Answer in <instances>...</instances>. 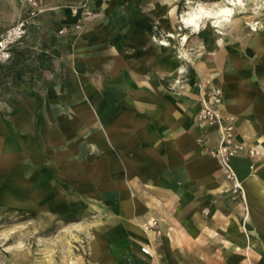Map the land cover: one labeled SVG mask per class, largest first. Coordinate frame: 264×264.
Segmentation results:
<instances>
[{
	"label": "crops",
	"instance_id": "obj_1",
	"mask_svg": "<svg viewBox=\"0 0 264 264\" xmlns=\"http://www.w3.org/2000/svg\"><path fill=\"white\" fill-rule=\"evenodd\" d=\"M83 1L46 0L12 61L0 64L30 78L14 100L0 97V214L76 220L66 228L71 246L61 239L58 254L35 250L34 264H173V220L189 200L199 213L226 215L211 228L236 250L257 248L264 262V30L243 16L222 19L218 29L182 33L183 58L159 42L176 32L177 0H89L87 17L74 14ZM28 9L0 0V31ZM41 55L54 65L42 68ZM215 87L236 139L255 150L232 158L238 192L208 152L217 127L199 118ZM151 216L157 226L145 230Z\"/></svg>",
	"mask_w": 264,
	"mask_h": 264
},
{
	"label": "rangeland",
	"instance_id": "obj_2",
	"mask_svg": "<svg viewBox=\"0 0 264 264\" xmlns=\"http://www.w3.org/2000/svg\"><path fill=\"white\" fill-rule=\"evenodd\" d=\"M177 1L179 7V23L176 26V32L166 33L167 36H170L169 39L171 40L160 38L159 42L170 46L172 51L182 56L183 54H181L182 52L179 50V47H184L182 43L184 35H182V33L189 31L201 32L215 26L212 22V18L204 17L199 20V29L195 30L193 25H188L183 21L182 15L194 9L197 5H203L208 9H215L228 3H226V0ZM243 1L244 5H234V13L232 16H243L247 21H258L257 29L264 30V0ZM82 3H87L86 7H83ZM82 3L74 9V14H77L79 9H81L83 10L84 16H91L94 11L90 1L84 0ZM154 26L158 34L161 35L159 23L157 21L154 22ZM79 27L80 24H77L76 28L78 29ZM249 27L251 28L250 24ZM63 28L65 29L64 32H67V28L62 27V29ZM215 28L218 29L220 27L215 26ZM58 44H62V41H59ZM58 57H62V55ZM182 57L184 58V55ZM41 58L44 59L45 62L42 68L50 67L54 62V58L52 57L48 58L41 55ZM38 72L42 74L43 70H38L37 73ZM29 81L30 78L28 75L24 78L17 74H10L0 65V97L6 96L11 98L10 100H14V96L28 90ZM12 105L13 104L10 103V106ZM230 201L233 207L239 208L241 204L243 205L239 196L231 198ZM223 207H226V205L224 204ZM199 210V208L192 205L191 200H189L185 207L177 208V215L173 220L175 224H173V226H175L174 233H172L169 240V253L173 259V264H264V262H260L259 260L261 257L259 256L257 248H242L241 250H236L227 245L224 237V229L216 233L211 228L212 225L216 227V224H218L219 227L224 226L225 222H227L226 215H218L216 218L211 214L210 207H203L200 213L198 212ZM237 217L239 216L235 215V218ZM74 219L73 216H69L68 218L63 216L61 218L45 220L34 218L33 216L0 214V264H34L35 250L39 255L40 251H43L44 247L48 245L54 246L53 248L58 254V250L61 248V243H59L61 239L65 240V244H67L68 247L73 243L70 239L71 231L66 228L68 224L72 225L73 222L76 221ZM156 234L161 236L159 230ZM185 236L188 238L189 245L184 247V243H181L180 247H178L179 245L177 244L180 242L179 237L183 238ZM66 237H69V239L67 240Z\"/></svg>",
	"mask_w": 264,
	"mask_h": 264
},
{
	"label": "built area",
	"instance_id": "obj_3",
	"mask_svg": "<svg viewBox=\"0 0 264 264\" xmlns=\"http://www.w3.org/2000/svg\"><path fill=\"white\" fill-rule=\"evenodd\" d=\"M23 5H28V13L7 29L0 31V64H8L13 59L14 49L23 42L28 33L30 24L35 18L46 11V0H20ZM86 7L87 3H82ZM88 10V9H87ZM65 29H61L63 33ZM223 100V92L219 87L212 88L202 99V107L199 118L218 129L219 139L217 144L208 149V152L216 157L225 176L234 182V192L242 190L241 184L236 180V172L232 165V158L247 150L250 156L255 154L252 148H246L235 136V117L232 114H223L218 106ZM157 226V218L148 217L143 223L145 230ZM144 253L153 252L148 244L142 247Z\"/></svg>",
	"mask_w": 264,
	"mask_h": 264
},
{
	"label": "clouds",
	"instance_id": "obj_4",
	"mask_svg": "<svg viewBox=\"0 0 264 264\" xmlns=\"http://www.w3.org/2000/svg\"><path fill=\"white\" fill-rule=\"evenodd\" d=\"M226 3L230 4H240L242 3V0H226ZM175 11V9H173ZM232 12V9H229L227 7L225 8H220L219 11L217 12H211V11H205L203 7L200 5H197L196 9L193 12L187 13L184 17L186 24L189 25H195L196 28H199V24L197 23L199 20L203 19L204 17H224L225 19L227 18L228 15H230ZM214 24H218L219 20H214Z\"/></svg>",
	"mask_w": 264,
	"mask_h": 264
},
{
	"label": "bare ground",
	"instance_id": "obj_5",
	"mask_svg": "<svg viewBox=\"0 0 264 264\" xmlns=\"http://www.w3.org/2000/svg\"><path fill=\"white\" fill-rule=\"evenodd\" d=\"M258 1V0H257ZM190 2H193L192 0L190 1ZM192 4V3H191ZM197 4V3H196ZM241 5H244V1L242 0V3H240ZM201 7H203L204 9H205V11H211V12H217V11H219V9L220 8H225V7H227V8H229V9H232V12H231V14L230 15H228L227 16V18L225 19L224 17H216V16H213V17H210V18H212L213 20H212V22L214 21V20H219V23L218 24H216L217 26L218 25H220V24H222V19H224V20H230L231 19V16L233 15V13H234V5L233 4H230V3H228V4H224V5H221V6H219L218 8H215V9H208V8H205L203 5H200ZM197 7V6H196ZM196 7L194 8V9H192V10H189V11H187L186 12V14L187 13H190V12H193L195 9H196ZM186 14H183L182 15V19H183V21L185 22V19H184V17H185V15ZM199 22L200 21H198L197 23L199 24ZM257 23H258V21H255V20H251V21H249V24L251 25V28H252V30H257ZM189 25V24H188ZM200 25V24H199ZM195 28H196V26L195 25H193ZM199 29V28H198ZM196 30V29H195ZM259 30V29H258ZM185 38H186V36H185ZM165 43V42H164ZM142 227H143V225H142ZM93 236V235H92ZM91 236V237H92ZM94 238V237H93Z\"/></svg>",
	"mask_w": 264,
	"mask_h": 264
}]
</instances>
